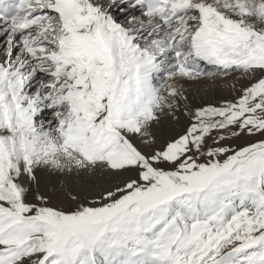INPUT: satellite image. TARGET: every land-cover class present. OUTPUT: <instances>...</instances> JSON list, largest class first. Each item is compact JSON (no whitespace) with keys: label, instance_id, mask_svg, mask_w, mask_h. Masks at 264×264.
Instances as JSON below:
<instances>
[{"label":"snow or ice","instance_id":"6c2138e0","mask_svg":"<svg viewBox=\"0 0 264 264\" xmlns=\"http://www.w3.org/2000/svg\"><path fill=\"white\" fill-rule=\"evenodd\" d=\"M0 264H264V0H0Z\"/></svg>","mask_w":264,"mask_h":264}]
</instances>
